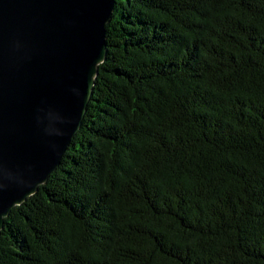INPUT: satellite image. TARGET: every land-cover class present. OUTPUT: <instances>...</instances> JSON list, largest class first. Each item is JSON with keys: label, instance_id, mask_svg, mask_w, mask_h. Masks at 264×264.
<instances>
[{"label": "trees", "instance_id": "trees-1", "mask_svg": "<svg viewBox=\"0 0 264 264\" xmlns=\"http://www.w3.org/2000/svg\"><path fill=\"white\" fill-rule=\"evenodd\" d=\"M106 42L0 264H264V0H116Z\"/></svg>", "mask_w": 264, "mask_h": 264}, {"label": "water", "instance_id": "water-1", "mask_svg": "<svg viewBox=\"0 0 264 264\" xmlns=\"http://www.w3.org/2000/svg\"><path fill=\"white\" fill-rule=\"evenodd\" d=\"M116 0H0V235L81 129Z\"/></svg>", "mask_w": 264, "mask_h": 264}]
</instances>
